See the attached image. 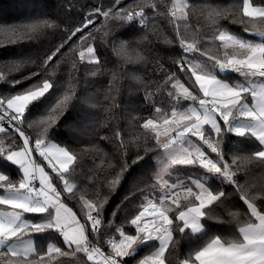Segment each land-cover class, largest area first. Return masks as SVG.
Instances as JSON below:
<instances>
[{
	"label": "snow or ice",
	"instance_id": "obj_1",
	"mask_svg": "<svg viewBox=\"0 0 264 264\" xmlns=\"http://www.w3.org/2000/svg\"><path fill=\"white\" fill-rule=\"evenodd\" d=\"M98 17L103 21L97 23ZM160 21L174 33L163 42L178 45L179 52L168 67L155 62L162 80L146 84L154 91L146 90L144 96L152 114L131 117L127 140L115 131L120 156L108 159L112 171L89 196L80 186V156L51 135L69 106L80 100L73 73L86 64L95 67L91 75L102 74L100 46H111L125 63L146 65L144 50L160 39ZM222 21L240 25L243 34ZM89 25L92 29L85 32ZM117 25L141 35L116 45L111 36ZM56 32L67 38L45 53L46 58L0 61V69L11 72L35 66L38 70L26 79L43 77L16 94L0 95V160L17 171L15 179L0 171V264H128L145 249L137 264H264V174L259 184L249 179L251 165L264 173V0H102L74 30L62 29L59 18L51 16L0 25V46L34 43ZM65 57L70 58L68 79L60 84L55 74ZM109 71L110 92L118 73ZM233 73L235 80L230 78ZM0 81L9 83L2 70ZM22 82L12 80L11 86ZM49 97L52 102L43 114L30 120L32 107ZM104 99L115 100L108 94ZM115 107L109 103L105 112ZM109 119L101 126L109 127ZM230 134L236 142L226 151ZM244 141L252 148L246 149ZM132 149L133 163L154 158L155 170L146 163L143 186L137 184L124 197L127 201L139 193L140 199L131 214L123 210L124 218L116 224L106 217V206L128 170L120 161ZM86 179L93 181L95 173ZM233 201L245 206L242 212L227 210L233 231L211 234L210 220L224 222L213 210ZM117 211H122L120 205ZM116 215L114 211L112 217ZM43 234L46 247L37 243ZM178 237L195 245L181 254Z\"/></svg>",
	"mask_w": 264,
	"mask_h": 264
},
{
	"label": "trees",
	"instance_id": "obj_2",
	"mask_svg": "<svg viewBox=\"0 0 264 264\" xmlns=\"http://www.w3.org/2000/svg\"><path fill=\"white\" fill-rule=\"evenodd\" d=\"M131 0H125V3H130ZM170 2V0H167ZM195 3H232L233 0H194ZM255 3H260V0H254ZM102 0H0V25L7 26L18 23L29 22L36 18H42L44 16H51L52 18H59L62 29H75L81 25V21L88 15L92 8L96 5H100ZM106 3V0H103ZM103 21V17L96 18V22ZM196 22V18H193V23ZM202 22V21H201ZM111 23V22H110ZM222 23L229 27L230 30L243 34L242 28L238 24H230L228 21H222ZM92 25H89L85 32L92 29ZM126 27V26H125ZM140 32L125 31L124 27L119 25L115 26L111 36V41L119 45L121 40L134 42L136 37L140 36ZM79 36V34H78ZM78 36L73 38V42L78 40ZM173 37L174 33L171 28L167 26L166 21H160V39L154 40L150 46L144 50V54L148 57L147 64L137 62L135 64L125 63L120 57H118L113 51L111 46H100L99 56L103 64L102 74L96 76L91 75L95 71V67L92 65L82 64L79 67V72L73 73L76 79L73 81L76 94L80 98L79 101H74L72 106L66 110V113L62 115L61 120L58 121L57 126L52 131L51 135L53 140L62 144L69 145L80 156L78 161L77 171L82 172L81 188L91 196L96 184L103 186L105 181L106 172H111L112 169L108 168V159H117L120 153L116 151V144L114 143V133L118 129L124 135L125 140L129 137L126 133L129 131L128 121L131 117H148L151 113V106L145 101V91H154V87H145L151 81H160L162 76L154 71V65L156 61L163 63L165 67L171 64L172 57H175L179 48L176 44H166L163 42L164 37ZM66 39L62 32H56L55 34H49L45 37H41L37 42L28 43L21 41L16 45H3L0 46V61H12L15 59H22L25 57L32 58H46L45 53L50 54V50H54L55 47L62 42L61 38ZM246 38H252L248 36ZM3 39V37H0ZM131 47H136L135 43L131 44ZM67 52V47L63 50ZM58 59L54 58L53 62ZM66 63L61 64L59 71H56V79L58 83L64 84L68 79V64L70 58H64ZM5 72V79L9 83L0 81V95L7 96L16 94L26 88H28L37 79L43 77H31L32 72L38 69L35 66L28 65L22 68L19 72H11L8 69H0ZM114 70L118 73L117 79L113 82L111 90L109 92V81L111 80V71ZM175 70V69H173ZM134 77H140L141 80ZM234 77V73L230 74V78ZM12 80L23 81L17 84L15 87L11 86ZM143 81V82H141ZM108 94L114 97V101L105 100V95ZM85 98H90L89 103H84ZM52 97L34 105L31 109L30 120L37 119L43 114L44 107L52 102ZM159 99V97H157ZM109 103L118 105L112 109L111 113L105 112V108ZM92 104L97 105L95 108L91 107ZM107 117L109 119V127L105 128L101 126V122ZM34 128L32 131H35ZM107 137V139H105ZM226 151L233 149V144L236 142V138L233 134L225 137ZM246 149L252 148V145L247 141H244ZM96 148L101 149L97 152ZM143 156V152H140ZM136 161V149H132L123 155L121 163H126L128 170L125 172L122 181L116 186V190L109 196V203L106 206L105 215L108 219H114L116 224H119L124 218V211L127 210L129 214L133 211V205L140 199V194L137 193L131 196L129 200L124 201V197L128 195L133 188L140 184L142 187V180L146 175L145 167L150 171L155 170V161L148 163L147 158L145 161L133 163ZM252 176L250 180H254L257 184L261 181L262 170L259 166L251 165ZM0 171L10 173L13 179L17 178L16 166L11 165L10 162L0 160ZM195 171V170H193ZM95 173L96 179L89 181L86 179L88 176H92ZM108 176L107 179H111ZM244 177L241 175V182ZM229 192L231 188L227 189ZM103 193L109 195L107 187H103ZM122 201L123 204L121 203ZM120 205L122 211H117V206ZM69 206H72L70 204ZM245 206L236 201L226 203L225 206L213 210V215H218L224 221L223 223L215 220L208 222V227L211 234H224L230 235L234 229V224L229 223V217L227 210H237L241 212ZM74 210H76L74 208ZM116 211L115 218L112 217V213ZM179 243L177 245L178 252L185 254L189 251L190 247L195 245V241L186 240L178 237ZM48 241L47 234H43L40 240L37 241L41 246L46 247ZM148 250H142L134 259H129L128 264H137V261L146 254Z\"/></svg>",
	"mask_w": 264,
	"mask_h": 264
},
{
	"label": "crops",
	"instance_id": "obj_3",
	"mask_svg": "<svg viewBox=\"0 0 264 264\" xmlns=\"http://www.w3.org/2000/svg\"><path fill=\"white\" fill-rule=\"evenodd\" d=\"M232 79H233V80L237 79V75H236V74H234V77H233Z\"/></svg>",
	"mask_w": 264,
	"mask_h": 264
},
{
	"label": "rangeland",
	"instance_id": "obj_4",
	"mask_svg": "<svg viewBox=\"0 0 264 264\" xmlns=\"http://www.w3.org/2000/svg\"><path fill=\"white\" fill-rule=\"evenodd\" d=\"M55 141V140H54ZM56 142V141H55ZM0 194H2V193H0Z\"/></svg>",
	"mask_w": 264,
	"mask_h": 264
}]
</instances>
